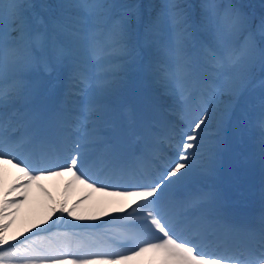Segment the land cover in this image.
I'll return each mask as SVG.
<instances>
[{
    "label": "snow or ice",
    "instance_id": "1",
    "mask_svg": "<svg viewBox=\"0 0 264 264\" xmlns=\"http://www.w3.org/2000/svg\"><path fill=\"white\" fill-rule=\"evenodd\" d=\"M251 7L0 0V163L21 174L4 196L67 175L131 209L117 218L126 250L102 225L57 222L0 264H264V12ZM257 73L258 103L239 106ZM257 163L259 209L241 214ZM22 203L0 201V221Z\"/></svg>",
    "mask_w": 264,
    "mask_h": 264
},
{
    "label": "bare ground",
    "instance_id": "2",
    "mask_svg": "<svg viewBox=\"0 0 264 264\" xmlns=\"http://www.w3.org/2000/svg\"><path fill=\"white\" fill-rule=\"evenodd\" d=\"M11 175L12 174H9V176ZM11 177L12 178L8 181V179H5L4 176L0 174V201H1V198L2 200L3 199L11 200L13 198L21 197L19 190L17 192L12 193V195L10 196H7V197L4 196V193L8 188L17 184L16 179H14L13 176ZM64 179L65 178H63L62 180ZM41 184L43 185L42 190H45L43 192L49 194L53 199V202L50 208L51 219H49L48 217V219L45 220L47 221L45 223L44 220L39 218L41 214H43L46 211H49L47 209L45 210L38 209L37 205L34 203H30V204H27L26 206H23L16 213H14V215L8 217V221H11V226L8 231L9 232L14 231V233L12 234V237L9 239V243H8L9 245L6 249H10L15 244L18 245L21 238H26V236H28L26 234L30 233L31 231L44 228L47 225H49L53 218L52 209L54 208L59 209L58 200L61 201L62 198L64 197V192L61 194V192L59 191L60 180L58 178H48V179H45L44 183H41ZM82 198H84V194H81V193L75 194L72 197V199H76L79 202L78 205L81 206L84 216L97 217V219L95 220L83 221L84 224L100 223L108 215L113 214V213H120L116 211V209L120 207V201H118L117 198L104 196V195H101L100 193H93L89 197V199L87 198L82 199ZM35 200H36V197H35ZM31 205L33 206V208H31ZM36 207H37V210L35 209ZM129 212H131V210ZM128 213L122 216H127ZM58 214L60 216L59 211H58ZM122 216H119V217H122ZM8 221H0V222H8ZM14 236L16 237L15 239H13ZM129 246H130L129 244H126L127 248ZM126 247L124 248L127 249ZM0 251H2V249H0ZM148 256L149 254H145L144 256L137 258L136 261L143 260L144 264H146Z\"/></svg>",
    "mask_w": 264,
    "mask_h": 264
},
{
    "label": "rangeland",
    "instance_id": "3",
    "mask_svg": "<svg viewBox=\"0 0 264 264\" xmlns=\"http://www.w3.org/2000/svg\"><path fill=\"white\" fill-rule=\"evenodd\" d=\"M31 1L32 0H30V2ZM147 1L148 0H134L131 3H135V4L144 3L145 4ZM42 2H44V0H41V3ZM260 79H261V77L257 73V75L254 77L253 85L251 87L250 93H245L244 94V96L238 102L239 106L243 107L244 104L246 103V101L247 102H251V103H258V98H259V96L261 94V91H262V89L260 88V85H259ZM145 87H150V85L145 84ZM164 98H167V97H164ZM165 101H166L165 102L166 104L172 103V101L169 100V98L165 99ZM259 173H260V170L253 165L252 172H251V177H250V184H251V186L252 185L259 186L260 185V177L258 176ZM59 178L62 179V177H59ZM41 181L35 182L32 187H28L27 189H24V190H19L20 192L23 191L25 193L24 196L18 197L20 199H23V203L20 204V205H18V206H16L13 209H9V211L16 213L23 206H26L27 204H30V203H34V204L37 205L38 209H43V210L47 209V210H49V211H46L43 214H41V216L39 217L40 219H42L44 221L46 219H48V217L51 214L50 213V208H51V204L53 202V199H52V197L50 195H48L47 193H45V192H43V191H41V190L38 189V185L41 184ZM64 186L66 187V185H64V183L62 181L61 188H60L62 191H63V187ZM82 190L83 189H81L78 185H75L74 184L72 187H70V188H68V190H66V193L64 195L63 201L58 200V205L59 204H60V206L61 205H64L66 208H72L73 205H75V214L76 215H83L84 216L83 210L81 209V206L78 205L79 202L78 201H74V199H71V196H73L74 193L75 194H79V193L85 194L84 198H82V199H85V198L89 199V197L92 194L89 193V192H87V191H85V190H83V191ZM43 193H45V194H43ZM35 197H36V200H35ZM1 201H2V198H1ZM37 207L35 208L36 210H37ZM31 208H33L32 205H31ZM79 210H80V213H79ZM65 214H63V216L61 217V219H64ZM66 222L72 223V224L83 223V221H79L78 222V221L73 220L72 217H69L68 215L66 217ZM96 231L97 232H100V233H104L101 230H99V231L96 230ZM13 233H14V231H12V232H9L8 231V233H7L8 240L12 237V234ZM104 234H106V238L107 239H109L110 241L113 240V238H114L113 236H111V235H109L107 233H104ZM118 241H120L122 244L124 243L122 239H118ZM19 245H15V246H19ZM5 250H7V249H4V250H2L0 252H3ZM151 260H152V257H151ZM134 262H135V260L132 261V262H130V264H134ZM3 264H20V261H19L18 258L5 257ZM148 264H150V262Z\"/></svg>",
    "mask_w": 264,
    "mask_h": 264
},
{
    "label": "trees",
    "instance_id": "4",
    "mask_svg": "<svg viewBox=\"0 0 264 264\" xmlns=\"http://www.w3.org/2000/svg\"><path fill=\"white\" fill-rule=\"evenodd\" d=\"M157 2H159V0H151V3H157ZM239 2L244 3L246 5H251L252 7L249 10L253 12L257 17H259L260 7H262V5L258 4L257 0H239Z\"/></svg>",
    "mask_w": 264,
    "mask_h": 264
}]
</instances>
